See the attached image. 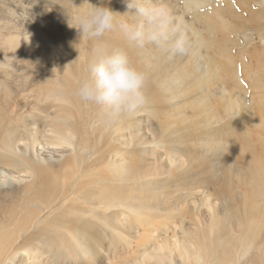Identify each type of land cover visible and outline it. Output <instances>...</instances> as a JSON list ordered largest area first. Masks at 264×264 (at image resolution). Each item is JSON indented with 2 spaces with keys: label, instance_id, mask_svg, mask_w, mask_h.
Here are the masks:
<instances>
[{
  "label": "bare ground",
  "instance_id": "obj_1",
  "mask_svg": "<svg viewBox=\"0 0 264 264\" xmlns=\"http://www.w3.org/2000/svg\"><path fill=\"white\" fill-rule=\"evenodd\" d=\"M50 2L54 14L37 16L57 30L33 25L35 38L8 37L0 56V264H264V7L251 8L262 0H163L202 41L188 56L106 33L145 73L148 100L113 124L76 94L97 41L67 24L71 3L79 17L93 7L125 14V0ZM245 22L260 41L241 50L233 34ZM18 52L24 65L10 70ZM32 85L35 104L20 103ZM243 90L256 93L240 107Z\"/></svg>",
  "mask_w": 264,
  "mask_h": 264
},
{
  "label": "clouds",
  "instance_id": "obj_2",
  "mask_svg": "<svg viewBox=\"0 0 264 264\" xmlns=\"http://www.w3.org/2000/svg\"><path fill=\"white\" fill-rule=\"evenodd\" d=\"M125 3L129 9L125 14L108 7H93L76 18L75 28L82 38L97 41L87 65L88 75L76 94L83 102L97 106L106 124L116 123L148 103L145 73L124 48L113 47L103 39L106 33L118 30L137 48L153 46L169 57L191 55L202 43L162 0ZM129 13L131 18H127Z\"/></svg>",
  "mask_w": 264,
  "mask_h": 264
},
{
  "label": "rangeland",
  "instance_id": "obj_3",
  "mask_svg": "<svg viewBox=\"0 0 264 264\" xmlns=\"http://www.w3.org/2000/svg\"><path fill=\"white\" fill-rule=\"evenodd\" d=\"M51 0H0V14H4L7 18L5 19V22L7 23V29H4L0 32V56L3 57L5 55V46L3 44V42L11 36H15V37H20V38H27V37H31V38H35L36 36V32H35V28H40V27H33V25H41L43 27V29H41V33L45 34L47 31H56L53 28H47L46 26L43 25V23L41 22V17L37 16L38 13V9L39 8H45L46 10H48L51 14H54L55 9L51 6ZM163 1V0H162ZM225 0H211V4L212 5H218L220 6L221 4H223ZM227 2V0H226ZM230 3H234L235 0H229ZM55 4H58L57 2H55ZM177 6V7H176ZM175 8H176V13L178 14L179 11L182 10V3L176 4ZM11 7L13 10H9L8 8ZM264 7V0H262V2L256 3L253 2L251 4V8L252 10L256 11V10H261ZM80 10L78 7H76L73 3H71V14L68 15L69 19H70V23L67 24V26L70 27H74L75 30H78L77 28H75L76 25V18L78 17ZM134 11V10H132ZM242 14L246 17V19L248 20V13L242 12ZM209 14H205L203 15V17H208ZM244 24V28L240 31H238L237 33H234L233 36L235 39H237L240 43L241 46L237 47V49H241V50H245V49H249L252 45H256L257 43H259L260 38L259 35L253 31L250 30V28L252 26L255 25L254 22H245L242 23ZM203 27V26H202ZM38 38V37H37ZM250 38H253L254 40H252L251 42H248ZM264 45V41H261V46ZM34 44H31L30 47H33ZM51 44L49 42H47L45 40V43L43 44V51L46 53L51 49ZM15 55H13L12 58H10L9 60V64H13V67L9 68L10 70H14V69H19L21 66L24 65V60L25 58V52H18V53H14ZM251 56H246V60H250ZM20 60V61H19ZM43 64H46L47 62L45 60H43L42 62ZM30 64V68H29V72H32L31 70L33 69V65L29 62ZM22 72V70H19L18 72H16V74H20ZM43 76V74H41L40 72H38L35 76L32 77L33 80L39 78ZM244 82V88H250L251 85L246 82ZM256 92L255 91H247V90H243V99L240 98L239 103H240V107H242V102H252V95H254ZM38 93H37V88L35 86H30L29 90L25 92L24 96H21L19 98V102L22 104H26L28 103L30 106L35 104V100L38 98ZM21 112H23L24 115H28L30 113V111L28 110L27 107H24ZM144 118L145 115L144 113H140L138 114L137 117ZM215 125H219L218 123H215ZM39 129V128H38ZM144 132V130L140 131L138 133V135H141ZM45 134H49V132H45ZM149 135L151 136V134L147 133V137H149ZM152 140V136L146 141V143H150V141ZM133 145H130V148H132ZM141 148H153L155 146H152L150 144H142L140 145ZM158 148V147H156ZM45 150V151H44ZM44 151V154H46V152H48L45 148L42 149V152ZM158 151L160 152V156H159V162L162 163L164 166L168 165V159L166 157V153L163 149H158ZM41 152V151H40ZM37 153V152H36ZM42 159V157H40ZM112 158V157H111ZM110 158V159H111ZM115 159V158H114ZM43 160V159H42ZM8 179V176H7ZM10 180H12L14 183L18 182V178L17 177H11L9 178ZM4 178H0V181H4ZM205 195V192H202L200 197H203ZM195 199L194 196H191L190 199V206H193V200ZM202 210L204 212V216L206 217V219L208 220V209L207 207H202ZM188 226V225H187ZM187 226H181L180 224H176L174 222L173 227H176V232L178 235H183L186 236V229ZM171 234V233H169ZM8 261V260H7ZM9 264V262L7 263Z\"/></svg>",
  "mask_w": 264,
  "mask_h": 264
}]
</instances>
